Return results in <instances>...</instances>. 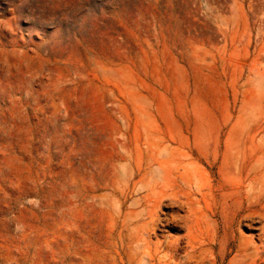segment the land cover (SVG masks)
<instances>
[{
	"label": "rangeland",
	"instance_id": "obj_1",
	"mask_svg": "<svg viewBox=\"0 0 264 264\" xmlns=\"http://www.w3.org/2000/svg\"><path fill=\"white\" fill-rule=\"evenodd\" d=\"M156 158L198 199L158 232L177 259L264 264V192L212 231L264 181V0H0V264H130Z\"/></svg>",
	"mask_w": 264,
	"mask_h": 264
},
{
	"label": "bare ground",
	"instance_id": "obj_2",
	"mask_svg": "<svg viewBox=\"0 0 264 264\" xmlns=\"http://www.w3.org/2000/svg\"><path fill=\"white\" fill-rule=\"evenodd\" d=\"M159 166L158 179L150 181L140 191L137 199L140 210H127L123 216L117 220L121 228L122 245H128V263L130 264H219L214 256L204 262V255L211 250H202L201 255L196 258V263L191 261L188 255L182 259H177L175 250L176 242L165 238L162 240L158 232H162L169 226H177L185 222L186 227L190 219L198 217V199L192 198L190 190L191 176L185 177L181 170L184 166L181 163H174L172 159L154 160ZM173 165V167H172ZM138 174L132 173L130 181ZM125 201L129 199L130 186L124 189ZM264 192V181L247 183L243 195L238 200L227 201L223 207V217L218 216L212 226L215 235L223 232V237L236 234L247 217V210L251 204L257 202ZM200 194H204L200 191ZM130 201V200H129ZM170 202L172 208L169 213H162L161 208ZM179 210V211H178ZM183 212V214L181 213ZM203 219V217H201ZM264 235V226L257 228ZM246 237L243 236L241 244H244ZM241 247V246H240ZM242 248V247H241ZM242 253V251H239ZM236 258L239 257L235 256ZM204 262V263H202Z\"/></svg>",
	"mask_w": 264,
	"mask_h": 264
}]
</instances>
